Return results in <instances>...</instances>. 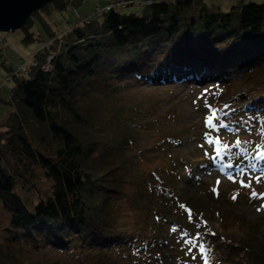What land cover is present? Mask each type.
I'll return each mask as SVG.
<instances>
[{"label":"trees","instance_id":"trees-1","mask_svg":"<svg viewBox=\"0 0 264 264\" xmlns=\"http://www.w3.org/2000/svg\"><path fill=\"white\" fill-rule=\"evenodd\" d=\"M50 3L57 10L72 4L52 0L42 8ZM33 57L34 65L9 75L12 109L0 122V204L8 213L0 264L20 258L26 245L76 249L86 264H121L118 257L130 253L158 264L191 239L223 264H264L254 234L222 223L228 212L219 214V225L208 218L216 232H194L196 212L179 193L182 179L212 162L232 173H264V0H237L227 9L205 0H154L139 14L104 8L52 34ZM127 79L217 88L208 106L211 125L202 126L211 133L208 155L180 156L173 151L186 137L168 134L149 147L167 163L161 159L143 174L140 154L124 155L135 142L139 109L114 101ZM89 96L113 106L91 108L83 102ZM247 136L255 149L244 144ZM41 176L49 188H36L32 201L27 192ZM118 199L125 212L116 208ZM133 213L143 221L128 222ZM229 228L237 237L224 234Z\"/></svg>","mask_w":264,"mask_h":264},{"label":"rangeland","instance_id":"rangeland-1","mask_svg":"<svg viewBox=\"0 0 264 264\" xmlns=\"http://www.w3.org/2000/svg\"><path fill=\"white\" fill-rule=\"evenodd\" d=\"M73 1L71 0L72 4H67L62 10L55 9L54 4L50 3L48 9L41 7L33 12V21L28 31L23 27L0 31V122L6 118L12 109V104L7 102L10 97L11 85V81L7 80L9 75L15 70L20 73L24 71L21 69H28L29 65H34L35 62L31 57L34 56L37 49L46 46L47 40L52 34L60 35L70 30L72 26L82 24L89 17L94 16L98 9L101 12L104 8H114L120 12L139 14L142 5L149 4L154 0H81L78 4H74ZM205 1L219 4L223 9H227L237 0ZM252 1L260 2L262 0ZM25 36L26 39H24ZM19 63L24 64L20 67ZM124 82L125 86L116 92L114 101L124 104L126 110L131 105L139 109L138 119L136 120L139 125L135 128V142L131 149L125 150L124 155L134 159L137 154H140L139 167L143 174H147L154 163L161 162V159H164L163 156H160L162 155L160 153L157 156L161 159L151 155L149 147L156 146L153 149L157 148L160 139L162 141L164 136L168 134L182 133V137H186L185 143L173 151L175 153L179 152L180 156L187 155L196 160L208 155L205 151H209L211 133L203 131L202 126L209 124L210 115L208 111L217 88L187 83L156 85L146 81L135 82V80L130 81L129 79ZM83 102L102 112L110 105L113 106L105 97L91 99L89 96L85 97ZM243 142L250 148L255 149V145L248 136ZM166 156L168 155L166 154ZM86 161H90V158H87ZM164 161L167 163L166 159ZM194 174L182 179L179 185V188H181L179 193L182 194V198L184 201L189 202L196 212L195 223H193L194 232L202 230L206 232V230H209L208 228L216 232L218 227L216 225L213 227L214 229L209 227L208 218L211 217L216 220L217 225H219L221 222L219 214L228 212L227 216H236V218L231 219L229 217L225 219L226 221L222 220V223H226L229 227L233 225V228L239 223V231L254 234L253 243L264 250V173L259 171L232 173L228 170L227 164L219 165L217 162H212V164L209 163L203 167L198 168L196 166ZM49 185L48 180L42 176L38 177L37 187L35 186L30 192H27L28 197L32 201L35 200L38 195L36 188L45 191L49 188ZM20 192L22 195L25 193L24 190ZM120 200L123 199L116 201V208L121 212H125L128 207ZM133 216H135L134 213L127 217L128 222L133 220L137 223L143 221L142 217L134 219ZM148 217L149 219L152 218L150 215ZM7 219L8 213L0 204V234L3 232L2 227L6 225ZM233 228H229L223 233L226 235L232 233V236L237 237L236 233L238 232L231 230ZM227 238H230V236ZM194 240L179 242L176 247L169 251L171 258L169 261H164V263L157 261V263L223 264L218 257L211 256L213 254L211 251L204 249L205 245H203V252L200 250V246L198 249L194 245ZM188 241H192V243H188ZM233 251V249L228 250L227 254H231ZM20 258L13 254L11 258H7L5 261L7 264H24V261L31 264H86L83 254L76 249L71 251H62L54 247L33 249L26 245ZM140 258L143 257H137L131 253L128 259L122 256L118 257L121 264H142L139 262L141 261ZM129 259H131L130 262H128Z\"/></svg>","mask_w":264,"mask_h":264},{"label":"water","instance_id":"water-1","mask_svg":"<svg viewBox=\"0 0 264 264\" xmlns=\"http://www.w3.org/2000/svg\"><path fill=\"white\" fill-rule=\"evenodd\" d=\"M51 0H0V31L24 26L31 14Z\"/></svg>","mask_w":264,"mask_h":264},{"label":"snow or ice","instance_id":"snow-or-ice-1","mask_svg":"<svg viewBox=\"0 0 264 264\" xmlns=\"http://www.w3.org/2000/svg\"><path fill=\"white\" fill-rule=\"evenodd\" d=\"M211 121H212V118H211V117H209L208 123H209L210 125H211ZM220 126H221V127H224V125H223V124H221ZM236 143H237V145H239V143H240V142H239V141H237ZM224 147H225V148H227V147H228V145H225ZM217 155H220L219 151L217 152ZM229 167H230V165H229ZM254 195H255V194H254ZM181 207H184V206H183V205H181ZM188 243H192V241H188ZM200 250H201L202 252H203V250H204L202 245L200 246Z\"/></svg>","mask_w":264,"mask_h":264},{"label":"bare ground","instance_id":"bare-ground-1","mask_svg":"<svg viewBox=\"0 0 264 264\" xmlns=\"http://www.w3.org/2000/svg\"><path fill=\"white\" fill-rule=\"evenodd\" d=\"M100 9H98L97 10V13L95 14V15H98V14H100V11H99ZM99 11V12H98ZM102 12V11H101ZM28 20V19H27ZM31 58H34L33 56L31 57ZM48 59H49V57H48Z\"/></svg>","mask_w":264,"mask_h":264},{"label":"built area","instance_id":"built-area-1","mask_svg":"<svg viewBox=\"0 0 264 264\" xmlns=\"http://www.w3.org/2000/svg\"><path fill=\"white\" fill-rule=\"evenodd\" d=\"M23 64H24V63H22V64H20V63H19V66L21 67V66H23ZM21 70H24V68H23V69H21Z\"/></svg>","mask_w":264,"mask_h":264}]
</instances>
